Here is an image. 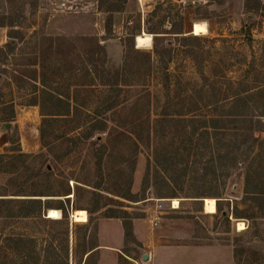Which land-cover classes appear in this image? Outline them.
<instances>
[{"label":"rangeland","instance_id":"374dc122","mask_svg":"<svg viewBox=\"0 0 264 264\" xmlns=\"http://www.w3.org/2000/svg\"><path fill=\"white\" fill-rule=\"evenodd\" d=\"M256 1L0 0V17L13 25L0 27V264H264V212L243 197L244 164L226 176L218 169L219 198L198 197L210 188V169L195 173L194 155L183 150L204 102L188 50L227 88L221 98L264 87ZM109 6L119 8L111 22ZM194 22L207 26L200 45L181 39L194 35ZM142 33L150 47L136 46ZM107 71L117 72L118 97L97 113ZM11 106L14 119L4 121ZM165 109L174 119L159 124ZM101 119L103 132L77 139ZM30 198L40 199L44 217L50 208L59 217H21ZM204 198L224 215L205 212ZM76 209L86 221H74Z\"/></svg>","mask_w":264,"mask_h":264},{"label":"trees","instance_id":"16d2710c","mask_svg":"<svg viewBox=\"0 0 264 264\" xmlns=\"http://www.w3.org/2000/svg\"><path fill=\"white\" fill-rule=\"evenodd\" d=\"M256 3L255 10L264 9V6H260L258 0ZM118 9L114 6L108 7V20L110 22V14ZM4 19V17H0V27L6 25L13 26L12 22L6 23ZM106 27V29H110L109 21ZM181 39L183 42L194 40L197 45H200V37L198 35L183 36ZM5 46L9 51L14 48L13 42H8ZM197 51L191 48L187 51V54L191 57L193 56L198 61V72L202 79V84L198 88V97L204 102L198 109V114H194L195 116L189 118L191 130L187 141L184 143L183 150L184 152L190 151L194 155L196 159L195 163H198L195 173H201V175L206 176L208 175L207 169L209 168L210 175L214 181H211L210 188L200 193L198 197L219 198L224 182L216 180L218 169L222 170L225 173L224 176H226L234 165L242 163L244 164L243 197L250 196V199L259 210L264 212V87L251 90L248 86H244L234 89L233 94L230 96L225 94V98H221L223 88L204 73L202 60L197 56ZM1 55H3V51L0 52ZM107 75H110V77L107 78ZM116 75L117 72L112 74L110 71H107L106 76L104 73L103 77L105 76V79L102 80V86L104 87V90H102L103 101L100 105L101 108L96 109L97 113H104L115 106L119 91ZM163 87L169 98V84L165 74L163 76ZM225 89L227 91V88H224L223 92H225ZM228 97L230 98L228 99ZM223 99H226V103ZM30 105H36V102H32ZM169 105L171 106L170 101H168V107ZM213 108L215 109L212 110ZM204 110L207 114L203 113ZM66 113L59 115H66ZM167 115L169 114H167L165 109V112L162 113V116L156 122L161 124L162 122H169V119H174V117L168 119ZM13 119L14 110L11 106L10 115L6 116L4 121H11ZM104 128V120L94 121L87 126L84 135L77 139H86L98 135L103 132ZM40 134H42L41 128ZM13 142V140H10V143ZM95 142L97 143L99 140H95ZM100 150L101 148L98 149V151ZM5 155L0 154V163ZM205 155L208 158L201 160ZM169 156L166 159V163L172 162L174 158V156ZM97 161L98 163L101 161L99 153H97ZM176 163L178 162L174 164ZM42 195L47 196L49 194ZM2 199L0 198V202H2ZM23 202H27L28 205L23 208L21 217L31 220L40 219L42 221L49 218L44 217L40 199L30 198ZM216 207L220 211V215H222L223 208L218 203ZM63 216L65 219L68 217L66 213ZM55 220L59 221L58 219ZM124 229L125 237L131 238L132 231L130 224L126 223Z\"/></svg>","mask_w":264,"mask_h":264},{"label":"bare ground","instance_id":"6f19581e","mask_svg":"<svg viewBox=\"0 0 264 264\" xmlns=\"http://www.w3.org/2000/svg\"><path fill=\"white\" fill-rule=\"evenodd\" d=\"M191 30L194 35H201V34L207 33V26L204 22H194L191 26ZM135 42L138 48H146V47H150L152 40L149 34L142 33L135 37ZM173 204H174L173 206H175L177 204V200H174ZM203 208H204V211L207 213L215 212L216 210L215 199L204 198ZM59 215H60L59 210L54 209V208L48 209L49 218H58ZM72 217L74 221L84 222L86 221V212L82 209H76L72 211ZM242 224L243 223H238V226H237L238 229L243 228Z\"/></svg>","mask_w":264,"mask_h":264},{"label":"water","instance_id":"95a60500","mask_svg":"<svg viewBox=\"0 0 264 264\" xmlns=\"http://www.w3.org/2000/svg\"><path fill=\"white\" fill-rule=\"evenodd\" d=\"M198 3V1H196ZM7 126L9 125L8 123L6 124ZM224 215V213H222ZM144 260H147L148 259V256L147 255H144L143 256Z\"/></svg>","mask_w":264,"mask_h":264}]
</instances>
